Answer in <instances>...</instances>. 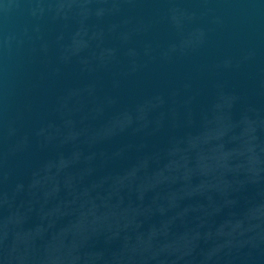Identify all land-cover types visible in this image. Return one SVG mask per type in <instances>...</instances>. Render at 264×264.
<instances>
[{
    "label": "water",
    "instance_id": "obj_1",
    "mask_svg": "<svg viewBox=\"0 0 264 264\" xmlns=\"http://www.w3.org/2000/svg\"><path fill=\"white\" fill-rule=\"evenodd\" d=\"M0 264H264V0H0Z\"/></svg>",
    "mask_w": 264,
    "mask_h": 264
}]
</instances>
